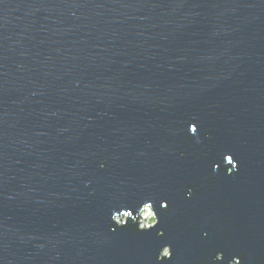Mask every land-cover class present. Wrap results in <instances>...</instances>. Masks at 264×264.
Returning a JSON list of instances; mask_svg holds the SVG:
<instances>
[{"label":"water","instance_id":"95a60500","mask_svg":"<svg viewBox=\"0 0 264 264\" xmlns=\"http://www.w3.org/2000/svg\"><path fill=\"white\" fill-rule=\"evenodd\" d=\"M0 264H264V0H0Z\"/></svg>","mask_w":264,"mask_h":264},{"label":"snow or ice","instance_id":"6c2138e0","mask_svg":"<svg viewBox=\"0 0 264 264\" xmlns=\"http://www.w3.org/2000/svg\"><path fill=\"white\" fill-rule=\"evenodd\" d=\"M192 131H193V132H195V131H196V128H195V127H193V128H192ZM222 258H223V257H221V259H222Z\"/></svg>","mask_w":264,"mask_h":264}]
</instances>
